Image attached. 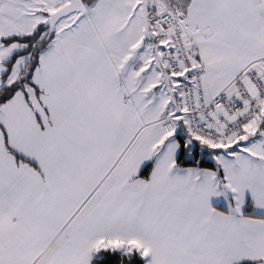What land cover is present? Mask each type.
Here are the masks:
<instances>
[{
	"label": "snow or ice",
	"instance_id": "1",
	"mask_svg": "<svg viewBox=\"0 0 264 264\" xmlns=\"http://www.w3.org/2000/svg\"><path fill=\"white\" fill-rule=\"evenodd\" d=\"M0 264H264V0H0Z\"/></svg>",
	"mask_w": 264,
	"mask_h": 264
}]
</instances>
